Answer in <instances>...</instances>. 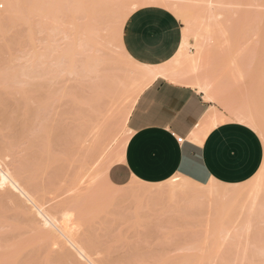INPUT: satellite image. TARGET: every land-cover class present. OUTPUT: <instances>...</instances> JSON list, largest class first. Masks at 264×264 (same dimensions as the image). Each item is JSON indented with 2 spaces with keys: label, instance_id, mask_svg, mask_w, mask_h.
I'll return each instance as SVG.
<instances>
[{
  "label": "rangeland",
  "instance_id": "rangeland-1",
  "mask_svg": "<svg viewBox=\"0 0 264 264\" xmlns=\"http://www.w3.org/2000/svg\"><path fill=\"white\" fill-rule=\"evenodd\" d=\"M42 2L0 0L5 5L0 9V164L9 168L11 157V171L25 184L32 201L59 220L61 207L72 213L79 242L89 243L86 246L93 253L79 264H88L89 258L92 264H250L248 216H254L252 226L257 230L263 202L253 207L254 213L239 203L233 213L219 215L215 204L206 206L205 190L186 188L187 182L184 188L201 199L184 193L185 198L179 194L180 198L158 200L140 193L160 184H142L124 192L120 187L93 183L97 175L104 176L101 170L107 160L114 163L127 132L118 122L108 142L91 155L87 154L91 146L70 147L77 142L79 109L91 106V93L85 94L84 85L96 80L93 59L102 53L118 54L109 48L112 22L101 19L86 30L79 20L55 19L42 8L29 7ZM215 2L258 4L260 0ZM258 17L256 9L224 7L196 22L201 34L198 43L203 46L195 70L200 78L217 75L221 88L239 79L229 59L239 58L243 68L257 47L249 41L259 30ZM201 25L208 32L199 29ZM90 29H97L96 34H90ZM189 42L194 53L195 38L191 36ZM124 65L133 74L137 71ZM21 82L28 85L27 90L18 88ZM122 100L115 117H122L126 109V96ZM73 198L78 200L77 212L68 207ZM32 201L9 185L0 189V264H74L77 253L69 251L59 235L42 229ZM245 209L247 214L241 219L238 213ZM254 242L259 247V241Z\"/></svg>",
  "mask_w": 264,
  "mask_h": 264
},
{
  "label": "snow or ice",
  "instance_id": "snow-or-ice-1",
  "mask_svg": "<svg viewBox=\"0 0 264 264\" xmlns=\"http://www.w3.org/2000/svg\"><path fill=\"white\" fill-rule=\"evenodd\" d=\"M29 7L42 8L55 19L79 20L86 30L96 21L111 20L109 47L119 54L127 66L138 71L146 85L151 82L155 72L165 65L178 62V54L184 47V41L191 39L190 32L193 24L200 18H206L216 9L224 7L258 10L259 30L249 41V43L255 41L257 47L254 51H250V57L245 60L239 79L235 82L229 81L227 88H221L218 83L220 78L217 75L208 74L200 80L199 84H190L189 87L194 91L199 90V95L195 96V103L200 112H204L209 105L217 110L210 130H219V134L226 136L231 134L233 138L229 140L233 152L228 156L225 168L234 170L248 166L250 171L247 172L246 177H241L242 183L249 186L259 184L264 187V0H260L258 4H222L215 0H43L42 3L29 5ZM4 8L5 5L0 3V9ZM134 21H138L141 27L150 26V31L145 33L143 40L126 35L123 25ZM209 34L211 35V29H209ZM172 83L176 81L173 80ZM18 88L27 90L28 85L21 82ZM91 91L88 84H85V94ZM202 101H207V103H202ZM129 107L132 105L130 104ZM126 116L136 121L127 127L137 129L142 126L139 112L136 109L126 113ZM123 120V116L113 117L110 121L106 120L105 114L95 105L80 108L75 125L77 142L72 143L70 147L73 150H79L81 146H91L87 154L91 151L98 152L110 139L117 123L123 124ZM169 133L176 137L177 142H183V133L177 134L173 129H169ZM132 135V131H127L124 137L127 140ZM193 143L197 142L193 141ZM60 147L64 148L66 145H60ZM8 160L9 172L3 173L0 169V178L7 182L0 184V189L6 187L8 183L16 186L10 166L11 157H8ZM117 163L118 166L113 167L107 180L100 174L95 177L93 183L114 182L124 192L144 187L135 169L129 171L125 166V157H117ZM121 175L122 180L119 179ZM187 177V188L201 186L202 190L218 187L222 181L218 172L204 168L188 172ZM178 179L179 177H175L167 182L161 181L159 187L145 189V191L151 194V198L158 200L167 199L170 190L171 194L179 195L176 189ZM124 199L126 201V198ZM35 211L39 213L38 220L42 229L54 232L68 241L67 248L73 251V241L60 224L52 222L45 216L43 209L38 205ZM252 211L254 213L255 209L253 208ZM246 214L247 209L238 213L241 219ZM64 218L68 220L71 217L65 215ZM253 220L254 216H248V247L253 252L250 264H264V208L260 211L257 230L253 229ZM71 231L72 236L79 241L80 232L74 228ZM255 240L259 241V247L254 242ZM86 243L84 242L76 249L79 255L74 264H79V261H84L93 254L85 246ZM88 264H92V261L88 260Z\"/></svg>",
  "mask_w": 264,
  "mask_h": 264
},
{
  "label": "crops",
  "instance_id": "crops-1",
  "mask_svg": "<svg viewBox=\"0 0 264 264\" xmlns=\"http://www.w3.org/2000/svg\"><path fill=\"white\" fill-rule=\"evenodd\" d=\"M123 28L126 35L138 40H143L145 33L150 31V26L141 27L138 21L125 24ZM198 95L199 92L189 85L172 83L162 76L139 94L131 112L133 109L139 112L142 126L137 129L128 127L133 135L126 140L120 157L126 158L125 166L129 171L135 169L141 182L160 183L175 175L188 179V172L204 168L218 172L223 184H239L242 183L241 177H246L250 171L248 166L234 170L225 168L228 156L233 152L229 143L233 138L231 134L226 136L219 134V130H210L213 108L209 105L200 112L195 103ZM135 122V119L128 118L127 125ZM169 129L177 134L183 133V142H177ZM114 166H118L117 159L108 168L107 177ZM119 179L122 180L123 176Z\"/></svg>",
  "mask_w": 264,
  "mask_h": 264
},
{
  "label": "bare ground",
  "instance_id": "bare-ground-1",
  "mask_svg": "<svg viewBox=\"0 0 264 264\" xmlns=\"http://www.w3.org/2000/svg\"><path fill=\"white\" fill-rule=\"evenodd\" d=\"M195 24H196V22L193 24V27H192L191 32H190L191 36H193V38H195V41H196L193 44V46L195 48V52L193 53L190 50L189 46L191 45V43L189 42V40H185L184 41V47L178 54V62L165 65L162 69H160L157 72H155L153 74V76L151 78V82L149 84H151L159 76L167 77L168 80H171V81L175 80L178 83H184V84H187V85L199 84L200 80L202 78H204V77L200 78L199 75L195 72V70L198 69L197 66L199 67L200 62L202 60V56L200 57V55H202V54H200V53H202V51H201V46L202 45H200L198 43V41L200 40L201 34H200V32L197 29H195V26H196ZM203 26L204 25H201L199 27V29L203 30L204 33L208 32V29H207L206 25L204 26V28H203ZM207 26H208V24H207ZM89 28H91V26ZM91 29H93V28H91ZM91 29H90V34L93 33V32H95V34H96V30L97 29L92 30V32H91ZM88 32H87V34L89 36ZM205 36H206V39L208 40L209 36L208 35H205ZM92 39H91V41L93 42ZM204 39H205V37H204ZM94 40L96 42H98V40L96 38H94ZM88 44L90 45V43H88ZM103 50H105V48L102 49V51ZM108 53H109V51H108ZM95 55H96V53H95ZM102 56L100 55L97 59H93L94 62L96 63V66L94 65V72L96 74V80L94 79L95 80L94 82H92L91 84L89 83L91 87L88 85L92 89V91L90 92L91 94L89 93L90 94V97H89L90 98V100H89L90 104H91V106L95 105L97 108L101 109L102 112L105 114V119L110 121L113 117L116 116V115L114 116V114L117 111L116 109H117V107L119 105V102L121 103L123 101L122 98H124L126 96L127 104H126V107H124L126 109L124 110V113H123L124 120H123V124L122 125H123L124 130L129 131V129L127 127L128 118L126 116V113L131 112V110H132V108H133V106H134L139 94L149 84L146 85V82L139 75L138 71H136L137 73L135 72V74H133L134 72L131 73L133 70H129L128 71L127 67L124 65V61L119 56V54H115V52H113V53H109V54L103 55V53H102ZM229 60H230L229 63L231 65V67L233 66L232 67L233 68L232 71L234 72V70H236L235 72L238 74L237 76L239 78V76L241 75V71L243 69L241 67V65H240L241 63H240L239 58L233 56V57H230ZM239 67L242 68V69H240ZM134 71H135V69H134ZM235 72H234V76L236 77V75H235L236 73ZM196 90L199 92L198 89H196ZM130 104L132 105V107H129ZM108 114H111V115H108ZM216 115H217V111L215 110L213 112L212 119H211L212 123H214ZM212 123H211V125H212ZM111 142L113 143V141H111ZM125 142H126V139L124 138L122 140V142L118 145L117 151H116V154H115L116 159H117V157H120V153H121V151H123L122 148H123ZM110 148H113V147H110ZM89 150H90V148H89ZM92 153L93 152L91 151V154ZM94 159H95V157H94ZM105 163L106 164H104L105 166H104V168H102L103 170H101V173L104 174V178L107 180V178H108L107 177V170L112 165V161L111 160H107V162H105ZM0 169H2L3 173H8L9 172V168L2 166V164H0ZM175 176H178L182 180L181 182L176 183V189L179 191L180 195H183L185 193L186 196H192L193 199L194 198L195 199L199 198L198 197L199 195L194 194V195H196V196H194V195H192L193 193H191V195H190L189 192H188V189L186 190L184 188L185 184H183V182H185V183L187 182L188 183V179L187 178H185V177H183L181 175H175ZM173 177L169 178L165 182L173 179ZM13 178L16 180V186L14 187L10 183H8L7 185L13 187L15 190L19 191L20 194L24 195L26 198H29L32 201L33 198H31V197H33V196L31 194L29 195V193L27 192V190L24 187L25 184L16 177L15 173H13ZM2 183H7V182L5 180H3L2 178H0V184H2ZM29 183L31 184V182H29ZM106 184L110 185L111 187L112 186L119 187V186L113 185L112 183H106ZM141 184H144V185H158V184H161V182L160 183H154V184H148V183H145V182L144 183L141 182ZM32 185H34V184L32 183ZM220 186H221V188H215L214 187V188H209V189L205 190V192L207 193L206 194V198L208 199V203L206 204V206L207 205L209 206L210 204H215L217 212L222 213V214H219V215H225L227 212L228 213L226 215H229V213L234 208L236 209V205L237 204L239 206V203H241L240 207H242V208H244L245 205H247L250 208H253L254 206H256L257 204H259L261 202H263L262 204L264 206V187L260 186L259 184L254 185V186H245V184H243V183H239V184H223V183H220ZM199 187H201V186H199ZM140 193L142 195H146V196L150 195V193L146 192L145 190H144V192L142 191ZM180 195H178V196H180ZM104 196H105V194L103 195V197ZM176 196L177 195L171 194V190H170V194L168 195V197L169 198H173L174 197L176 199ZM86 197H89V196L87 195ZM90 197L92 198V195ZM183 197L185 198L184 195L182 196V198ZM178 198H180V197H178ZM199 199H201V198H199ZM34 201H32L33 202V206L36 207L38 204H36V202H34ZM83 201H85V200H83ZM77 203H78V200H76V198H73V200L70 201V203L68 204V207L70 206V207H72L74 209V211H76L77 210ZM38 206L41 209H43L44 215L47 216L52 222H58L60 224V226L63 228L64 232L73 241V245H72L73 249H74L73 252H76L77 253L76 255H79V253L76 251V249L81 246V243L79 241H77V239L75 237L72 236V231H71L73 228L76 229V230H78V229L74 226V223L72 222V216L73 215H72V213H70L68 211V208L64 207V206L60 208V210L63 213L61 215L60 220H57V217H55L48 210L43 208L42 205L41 206L38 205ZM210 206H212V205H210ZM262 208H264V207H262ZM223 213H225V214H223ZM231 213H233V212H231ZM80 214H81V212H80ZM65 215H68L71 218L66 220L64 218ZM223 217H227V216H223ZM64 241H66V240H64ZM66 242L68 243V241H66ZM87 244H89V243H87ZM90 246H91V244H90ZM216 253H218V252H216ZM71 256H72V254H71ZM202 257H204V256H202ZM213 258H214V255H213ZM204 259H206V258H204ZM88 260H90V258ZM209 260H210V258H209ZM219 261H221V260L219 259Z\"/></svg>",
  "mask_w": 264,
  "mask_h": 264
}]
</instances>
